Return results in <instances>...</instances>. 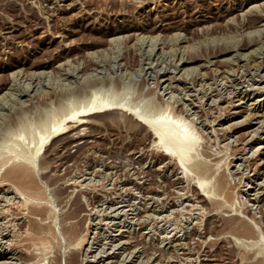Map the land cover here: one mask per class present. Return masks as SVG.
Segmentation results:
<instances>
[{
  "label": "rangeland",
  "instance_id": "1",
  "mask_svg": "<svg viewBox=\"0 0 264 264\" xmlns=\"http://www.w3.org/2000/svg\"><path fill=\"white\" fill-rule=\"evenodd\" d=\"M0 161V264H264V0H0Z\"/></svg>",
  "mask_w": 264,
  "mask_h": 264
},
{
  "label": "bare ground",
  "instance_id": "2",
  "mask_svg": "<svg viewBox=\"0 0 264 264\" xmlns=\"http://www.w3.org/2000/svg\"><path fill=\"white\" fill-rule=\"evenodd\" d=\"M253 10V9H252ZM249 13V12H248ZM140 37V36H139ZM148 37V36H147ZM138 38V37H137ZM144 38V37H143ZM142 41V40H141ZM157 43V42H156ZM226 49V48H225ZM151 50V49H150ZM224 50V49H223ZM153 52V51H152ZM242 55V54H241ZM243 57V56H242ZM180 61V60H179ZM177 64V63H176ZM162 69V68H161ZM188 71V70H187ZM234 76V75H233ZM30 77V76H29ZM36 88V87H35ZM171 88V87H170ZM185 95V94H184ZM95 98V97H94ZM90 99L89 101L87 100V103H85V104H82V107H80L79 109H77L75 112L73 111V113H71V114H69V118H67L66 120H67V122H70L74 117H76V115L79 113V114H83V115H85V113H87V115H88V112L89 113H91L92 114V112H93V109L94 110H96V111H94V113H98V114H102V113H108V112H112V110H115L116 109V107L114 108L113 106H109V104L111 103H100V104H98L95 100L96 99ZM86 102V101H85ZM111 104H113V103H111ZM110 104V105H111ZM80 105V104H79ZM114 109H113V108ZM119 107V106H118ZM117 107V108H118ZM126 107V106H125ZM124 107V108H125ZM128 107V106H127ZM126 109V108H125ZM119 110V109H118ZM121 110V109H120ZM119 110V111H120ZM114 112V111H113ZM126 112V114L129 116V118H132L137 124H139V125H142L143 126V128H146L147 129V131H149L150 133H151V135L153 136V138L155 139V142H158V144H161L160 146H162V144L165 146L166 144H167V146H166V150H167V152L165 153L166 155H168V156H172L173 158H174V160H175V162H176V164H177V167H178V165L180 166V167H178V169L179 168H181V165H185V163H186V159H187V156L189 155V153H190V149H191V146H189V143H188V141L190 140V139H192L191 137H192V135H189L187 132H183V131H180V129H178V127L176 126V125H174V124H172V123H170V122H168L166 119H162V120H160V117H159V119L157 118H153V120H149V119H147V118H145V117H143L142 115H140L139 113H138V111L137 110H135V109H128V110H126L125 111ZM93 113V114H94ZM109 114V113H108ZM107 114V115H108ZM161 114H162V112H161ZM160 115V114H159ZM102 116V115H101ZM161 116V115H160ZM258 116V115H257ZM151 118V117H150ZM162 118V117H161ZM154 119H156V120H154ZM81 121H82V119H81ZM73 123V122H72ZM77 123V122H76ZM82 123V122H81ZM177 123V122H176ZM137 124H136V126H137ZM262 124V123H261ZM76 125V124H75ZM135 125V124H134ZM64 126V125H63ZM236 126V125H235ZM58 125H56V126H54V127H52V128H50L48 131H46V135H45V137L44 138H41L40 140H39V142H37V144L35 145V150L32 152V153H29V156L28 157H24V158H21V160L22 161H19V162H16V163H14V164H11V167L10 168H8V170H7V172H5L4 173V175H2L3 177H1V178H3L4 179V181H7V182H10V184H12V183H14V185H16L14 188L13 187H10L11 189H12V191H11V189L10 188H8L7 190H9L10 192H12L13 193V195H17L18 197L19 196H22V197H25L26 195V197L25 198H27V200H29L28 199V196L29 197H33V198H35V197H37V195L40 193V191L39 190H36V189H34L33 187H31V185H29L28 183H26L27 181H26V178H28L29 176H30V174H31V172H30V169H29V167H31V168H33V166H34V163H35V161L33 160V158H34V156L37 154V152L39 151V149L41 148V145L46 141V139H48L51 135H53L57 130H58ZM152 138V139H153ZM187 142L186 143V145L185 146H183L184 147V149H182L181 150V146L182 145H184V144H182L183 142ZM153 142V141H152ZM178 145H177V144ZM154 144L155 143H153L152 145L154 146ZM175 144V145H174ZM182 144V145H181ZM177 145V146H176ZM163 146V147H164ZM178 146H180V150L179 151H177L176 149V147H178ZM15 151V150H14ZM31 151V150H30ZM26 152V151H25ZM164 152V151H163ZM26 156V155H25ZM173 158H172V160H173ZM18 159V158H17ZM9 161V160H8ZM14 161V160H13ZM18 161V160H17ZM0 162H2V161H0ZM12 162V161H11ZM6 163H8V162H6ZM6 163L4 164V165H6ZM10 166V165H9ZM176 166V165H175ZM186 166V165H185ZM196 166V165H195ZM3 167V166H2ZM193 167V166H192ZM197 167V166H196ZM6 168V167H5ZM4 168V169H5ZM174 168V167H173ZM1 169V168H0ZM187 169V168H186ZM227 169V168H226ZM181 170V169H180ZM33 173V172H32ZM181 173V172H180ZM30 177H32V174H31V176ZM31 179V178H30ZM82 179V178H81ZM186 179V178H185ZM32 180V179H31ZM3 181V180H2ZM198 182V181H197ZM196 182V183H197ZM26 183V184H25ZM31 183V182H30ZM28 184V185H27ZM11 186V185H10ZM78 186V185H77ZM82 186V185H81ZM204 186H205V182L203 181V180H200L198 183H197V185H196V189L197 190H199V192H200V190L202 189L203 190V192H207V190L205 191L204 190ZM9 187V186H8ZM69 190V189H68ZM42 192V191H41ZM258 192V191H257ZM33 194V195H32ZM205 194V193H204ZM207 194H208V192H207ZM39 195H41V194H39ZM201 196L203 197V196H205V195H202V193H201ZM208 196V195H207ZM23 199V198H22ZM37 199V198H36ZM256 199V198H255ZM254 199V200H255ZM32 200V199H31ZM209 200V199H208ZM248 200V199H247ZM32 201H36L35 199L34 200H32ZM26 202V201H25ZM31 202V201H30ZM44 202V201H43ZM196 202V201H195ZM210 202V201H209ZM22 203H23V200H22ZM215 203V202H214ZM7 204V203H6ZM12 204V203H11ZM19 204V203H18ZM26 204V203H25ZM28 204V203H27ZM26 204V205H27ZM47 204V203H46ZM216 204V203H215ZM33 205H35V202H33ZM45 205V204H44ZM22 206H24V205H22ZM38 206V205H37ZM36 206V207H37ZM41 206V205H40ZM214 206V205H213ZM19 207V206H18ZM39 207V206H38ZM35 207L33 206V209H34ZM218 208H219V206H218ZM21 209V208H20ZM26 209V208H25ZM30 209V208H29ZM32 209V208H31ZM32 209V211H34ZM79 209V208H78ZM113 209V208H112ZM17 210V209H16ZM27 211L26 212H28V209H26ZM38 210L39 209H37V213H39L38 212ZM40 211V210H39ZM5 212H7V211H5ZM10 212V211H9ZM35 212V211H34ZM122 212V211H121ZM36 213V214H37ZM119 213V212H118ZM19 214V213H18ZM21 214V213H20ZM23 214V213H22ZM21 214V215H22ZM120 214V213H119ZM20 215V216H21ZM23 216V215H22ZM10 218V217H9ZM21 218V217H20ZM25 218V217H24ZM43 220V219H42ZM28 221V220H27ZM31 221V220H30ZM44 221H45V219H44ZM48 221V220H47ZM56 221V220H55ZM36 222V221H35ZM34 222V223H35ZM33 223V222H32ZM12 224V223H11ZM40 224V223H39ZM35 226H37L36 228H37V230H39V233L41 234L42 232H40L42 229L41 228H39L38 227V225H36V224H34ZM51 225V224H50ZM31 226V225H30ZM61 226V225H60ZM28 227V226H27ZM32 227H33V224H32ZM31 227V228H32ZM233 227H235V226H233ZM243 227V226H242ZM241 227V228H242ZM11 228V227H10ZM30 228V229H31ZM68 228V227H67ZM73 228H68V229H65L66 230V232H67V234L66 233H64V235L66 234V236L67 235H71V234H73L72 232H73V230H72ZM233 229V228H232ZM236 229V228H235ZM36 230V229H35ZM44 230V229H43ZM42 230V231H43ZM246 230H248V228L246 229ZM77 231V230H76ZM26 232V231H25ZM28 232V231H27ZM26 232V233H27ZM38 232V231H37ZM247 232V231H246ZM29 233V232H28ZM48 233V232H47ZM80 232H78V234H79ZM86 233V232H85ZM11 234V233H10ZM39 234V235H40ZM45 234H46V232H45ZM31 235V234H30ZM32 235H34V234H32ZM48 236V235H47ZM81 236V235H80ZM83 236V235H82ZM12 237V236H11ZM28 237V236H27ZM38 238V237H37ZM56 238V237H55ZM82 238V237H81ZM78 239L76 242L77 243H73V244H76V246L78 245V241L79 242H83V239ZM81 240V241H80ZM41 241H44V240H41ZM19 242V241H18ZM47 242L48 241H46V244H47ZM26 243H28V242H26ZM24 244V243H23ZM63 244V243H62ZM80 244V243H79ZM81 245V244H80ZM42 246H45L44 244L42 245ZM75 246V245H74ZM40 247H41V244H40ZM46 252H48V251H46ZM36 253V252H35ZM26 254V253H25ZM42 256H44V255H42ZM60 256V255H59ZM36 258V257H35ZM39 258V257H38ZM37 258V259H38ZM42 258V257H41ZM27 259V258H26ZM35 260V259H34ZM34 263V262H33ZM37 263V262H36ZM43 263V262H42ZM40 264V263H39Z\"/></svg>",
  "mask_w": 264,
  "mask_h": 264
}]
</instances>
